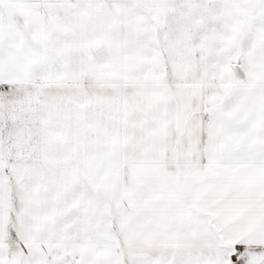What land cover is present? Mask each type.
Wrapping results in <instances>:
<instances>
[{"label": "snow or ice", "instance_id": "6c2138e0", "mask_svg": "<svg viewBox=\"0 0 264 264\" xmlns=\"http://www.w3.org/2000/svg\"><path fill=\"white\" fill-rule=\"evenodd\" d=\"M0 264H264V0H0Z\"/></svg>", "mask_w": 264, "mask_h": 264}]
</instances>
